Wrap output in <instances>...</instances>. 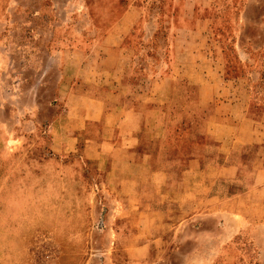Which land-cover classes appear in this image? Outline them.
<instances>
[{
  "label": "rangeland",
  "instance_id": "rangeland-1",
  "mask_svg": "<svg viewBox=\"0 0 264 264\" xmlns=\"http://www.w3.org/2000/svg\"><path fill=\"white\" fill-rule=\"evenodd\" d=\"M106 51L121 57L135 89L127 104H191L195 75L220 69L243 80L248 116L264 125V0H0V264H132L133 256L138 264H264V225L234 236L210 221L197 230L188 208L204 190L163 212L160 231L136 239L128 222L114 221L119 235L109 234L105 195L85 188L84 176L77 188L58 187L57 165L42 148L51 135L41 130L58 110L61 75L94 68ZM8 136L23 138L13 153ZM188 217L184 230L170 229ZM155 239L144 254L123 250Z\"/></svg>",
  "mask_w": 264,
  "mask_h": 264
},
{
  "label": "crops",
  "instance_id": "crops-1",
  "mask_svg": "<svg viewBox=\"0 0 264 264\" xmlns=\"http://www.w3.org/2000/svg\"><path fill=\"white\" fill-rule=\"evenodd\" d=\"M88 65L61 75L58 110L40 135H51L43 138L42 148L57 165L53 176L59 188H77L75 178L84 176L85 188L103 191L109 234L119 235L114 221L134 226L129 236L136 239L160 231L163 212L189 206L195 190H204L194 201L197 207L188 208L197 230L210 221L219 234L234 236L264 225V125L248 116L250 92L242 88L243 80L229 79L220 69L199 71L191 104L157 111V105L123 101L136 92L120 56L106 51L94 68ZM85 69L97 74L90 78ZM4 70L0 58V110ZM22 143L19 137L5 139L11 153ZM189 219L170 229L184 230ZM157 240L123 250L144 254Z\"/></svg>",
  "mask_w": 264,
  "mask_h": 264
}]
</instances>
